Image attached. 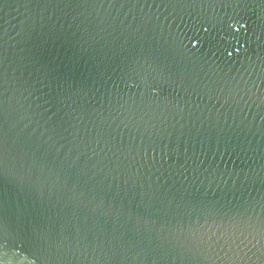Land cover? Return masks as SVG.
<instances>
[{
  "label": "water",
  "instance_id": "1",
  "mask_svg": "<svg viewBox=\"0 0 264 264\" xmlns=\"http://www.w3.org/2000/svg\"><path fill=\"white\" fill-rule=\"evenodd\" d=\"M0 264H264V0H0Z\"/></svg>",
  "mask_w": 264,
  "mask_h": 264
}]
</instances>
